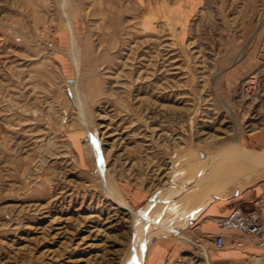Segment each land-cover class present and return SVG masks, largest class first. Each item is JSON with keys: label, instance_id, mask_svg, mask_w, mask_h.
Returning a JSON list of instances; mask_svg holds the SVG:
<instances>
[{"label": "rangeland", "instance_id": "1", "mask_svg": "<svg viewBox=\"0 0 264 264\" xmlns=\"http://www.w3.org/2000/svg\"><path fill=\"white\" fill-rule=\"evenodd\" d=\"M63 2L0 0V264H264L253 242L182 232L264 174L233 157L264 127V95L241 93L264 0Z\"/></svg>", "mask_w": 264, "mask_h": 264}, {"label": "crops", "instance_id": "2", "mask_svg": "<svg viewBox=\"0 0 264 264\" xmlns=\"http://www.w3.org/2000/svg\"><path fill=\"white\" fill-rule=\"evenodd\" d=\"M243 143L246 146L245 150L242 147L240 148L239 139L236 140L233 157L239 161H245V163L248 161L264 166V127L249 133L244 138ZM242 177V174L237 176L235 175L232 178L231 184L239 182ZM219 196L204 201L198 204L195 209L190 210L186 214V218H184L186 225L182 232L188 234L189 238H193L196 241L200 238L212 239V236L218 231L215 223V219L217 217L229 215L234 207L238 205H246L258 196L264 197V174L259 179L258 183L249 185L242 190L237 191L233 196ZM139 198L140 197L136 196L135 200L140 202L141 200ZM178 236H180L179 232L175 233L173 238L166 237L158 241L156 243V245L160 247L158 255L166 251L168 252V255H174L175 249L173 248L174 243L172 240Z\"/></svg>", "mask_w": 264, "mask_h": 264}, {"label": "built area", "instance_id": "3", "mask_svg": "<svg viewBox=\"0 0 264 264\" xmlns=\"http://www.w3.org/2000/svg\"><path fill=\"white\" fill-rule=\"evenodd\" d=\"M258 68L249 73L241 84V93L247 101L264 95V51ZM264 197L258 196L246 205L234 207L232 212L215 219L218 231L212 236L213 245L222 250L230 241L237 249H245L247 242L264 250ZM264 258V257H263Z\"/></svg>", "mask_w": 264, "mask_h": 264}, {"label": "bare ground", "instance_id": "4", "mask_svg": "<svg viewBox=\"0 0 264 264\" xmlns=\"http://www.w3.org/2000/svg\"><path fill=\"white\" fill-rule=\"evenodd\" d=\"M56 1H58V0H56ZM61 1H64L63 2V5H64V3H66V1H68V0H61ZM58 5L60 4V3H57ZM63 5L61 6L60 5V7H63ZM61 9H63V8H61ZM65 9H66V6H65ZM64 11V10H63ZM80 80V79H79ZM80 83H81V80H80ZM80 85V84H79ZM78 85V81H75V89H76V91H75V94H76V97H77V99H78V101H81L82 102V98H83V95H82V91L79 89V86ZM85 94V93H84ZM82 96V97H81ZM94 145H95V142L93 143ZM94 153L97 155V150L98 149H96V145L94 146ZM100 151V150H99ZM99 154V153H98ZM103 166V165H102ZM103 169H104V167H103ZM103 171H105V170H103ZM107 175V174H106ZM107 177H108V175H107ZM233 177H230V178H228L227 176L226 177H223L222 178V181L224 182V181H227V180H229V179H232ZM220 179H218V178H215V177H213V178H210L209 179V181H211V189H216L217 187H218V185H219V183H222V182H218ZM107 181H109L110 182V180H108V178H107ZM114 182V181H113ZM109 184V183H108ZM107 184V185H108ZM115 184V183H114ZM109 194L111 195V197H112V199H113V201L117 204V206H120V208L122 207L123 209H130L131 210V205L128 203V202H126L124 199H123V194H122V192H121V190H120V188L117 186V185H115L113 188H112V186H110V184H109ZM129 196V195H128ZM135 213V212H134ZM164 232V231H163ZM179 235L180 236H182V238L183 237H185L181 232H179ZM264 259V258H263Z\"/></svg>", "mask_w": 264, "mask_h": 264}, {"label": "water", "instance_id": "5", "mask_svg": "<svg viewBox=\"0 0 264 264\" xmlns=\"http://www.w3.org/2000/svg\"><path fill=\"white\" fill-rule=\"evenodd\" d=\"M139 213H140L142 216H144V217H146L147 219H149V217H148V215H149V213H150L149 210H147V211L139 210Z\"/></svg>", "mask_w": 264, "mask_h": 264}]
</instances>
